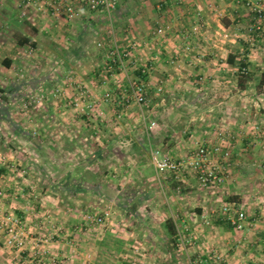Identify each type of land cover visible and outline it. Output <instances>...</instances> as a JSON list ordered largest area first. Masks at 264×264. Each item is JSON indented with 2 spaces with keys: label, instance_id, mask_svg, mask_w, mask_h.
<instances>
[{
  "label": "crops",
  "instance_id": "0c3cea01",
  "mask_svg": "<svg viewBox=\"0 0 264 264\" xmlns=\"http://www.w3.org/2000/svg\"><path fill=\"white\" fill-rule=\"evenodd\" d=\"M23 2L0 0V91L13 92L10 101H1L10 107V113L6 117L0 115V186L5 190L0 209L12 208V213L21 216L32 233L53 237L49 249L58 258L50 264L264 262V226L256 216L249 214L253 220L250 218L247 228L239 231L221 214L220 208L225 203L243 209L251 196L240 184L241 188L234 190L232 169L223 184L202 187L192 174L179 179L172 174H159L151 156L152 148H160L174 158L186 156L194 149L192 142L188 145L194 137L197 141L229 147L233 164L244 161L237 168L238 172L244 170L240 175L244 179L246 174L257 175L251 170L264 169V151L254 142L251 127L253 122L264 126V114L257 120V114L252 119L227 116L223 111L213 114L217 118L213 122L197 112L178 113L174 104L180 96H192L185 103L198 109L217 92L223 98L214 105L221 104V110L226 108L224 104L236 106L239 102L232 104L229 91L236 89L239 94L248 89L239 85L237 71L241 62L248 63L252 69L262 67L264 73V59L258 51L264 49V40L253 42L255 35L249 31L251 16L247 10L236 0H121L111 26L105 13L83 10L78 20L69 21L54 15L51 8L25 9ZM22 11L26 16L21 21ZM219 11L224 12L222 17ZM200 21L204 22L201 31L192 34V26ZM166 22L172 25V31L154 38L156 28ZM74 25L80 31L74 30ZM226 32L232 35L230 39L225 37ZM28 39V43H21ZM99 43L104 46L100 47ZM114 43L130 53L131 70L127 74H115L104 84L102 74ZM187 45L191 46L190 51L185 50ZM38 54L46 59L94 61L96 65L91 72L77 76L104 106L106 116L94 122V130L88 128L86 119L47 114L44 117L51 130L45 142H41L43 138L34 136L26 126L35 122L33 118L23 120L14 114L12 107L20 103L14 96L24 89L36 91L44 87L36 89L35 78H24L25 70L30 71L24 65L32 67L33 57ZM136 60L150 67L148 101L157 96L158 108L151 109L160 113L156 118H151L149 108L147 112L151 114H146L145 108L127 103L122 97V90H130V78H144L142 71L136 69ZM225 74L230 76L229 80ZM118 78L120 84L116 82ZM47 82L44 78L39 83ZM107 89L112 90L115 100H102ZM166 93L167 98H163ZM181 104L184 105L183 101ZM117 106L123 107V116L116 115ZM135 108H140L142 114L133 112ZM79 122L86 127L85 131L72 129ZM153 122L156 124L152 127ZM183 123L192 124L186 132L191 134L189 137L180 129ZM221 127L232 131L224 140L217 136ZM71 141L76 145L72 146ZM86 153L90 154L87 160L81 156ZM117 153L122 156L116 157ZM258 159L263 162L258 168L248 164ZM18 188L22 189L17 191ZM110 190L114 197L107 196ZM228 197L233 201H228ZM260 210L264 211V207ZM260 210H257L259 220L264 219ZM88 212L108 213V223L86 226L84 217ZM45 214H55L56 219L63 221L66 225L63 236L54 237L56 224L47 225ZM205 218L211 220L210 225L202 226ZM169 219L177 223V240L166 226ZM34 251L30 247L11 257L0 246V264H30Z\"/></svg>",
  "mask_w": 264,
  "mask_h": 264
},
{
  "label": "built area",
  "instance_id": "2783aa9c",
  "mask_svg": "<svg viewBox=\"0 0 264 264\" xmlns=\"http://www.w3.org/2000/svg\"><path fill=\"white\" fill-rule=\"evenodd\" d=\"M120 1L121 0H24L23 4L25 9L37 6L45 9L51 8L54 15L59 18L64 16L69 21L78 20L83 10H87L92 14L105 13L110 25L113 26L115 11ZM236 2L240 7L246 9L251 16L249 31L251 34L255 35V38H252L253 42L259 38L264 40V0H236ZM218 15L222 17L224 12L219 11ZM25 16L26 12L22 11L19 14V19L22 21ZM203 23V21H200L194 24L191 30L192 34L199 33ZM171 31L172 25L167 22L163 23L154 31V38L166 36ZM225 37L230 39L232 35L226 32ZM99 46L103 47L104 44L99 43ZM185 50L190 51L191 46L187 45ZM129 57L130 53L123 52L117 44L111 46L107 55L106 71L104 75L102 74V82L104 84L109 83L111 77L118 74V71L127 74L129 69ZM135 63L136 69L142 71L144 78H130V90L124 89L121 91V94L127 103L134 102L139 107L144 108L148 102L151 87L148 80L150 67L139 64L137 60ZM247 71V67H239L237 72L238 75H242ZM67 82L69 87L77 85L78 83L75 82L72 75L67 78ZM116 82L120 84L121 80L118 78ZM77 89L78 92L76 95L69 99H65L64 107L74 109L83 116H88L90 118L95 117L97 120L102 119L104 115L103 111L97 110L101 100L91 94L86 88V85L82 84V82H79ZM62 91V88H57L52 90L51 93L54 97L58 98L61 96ZM159 91H162L161 87ZM47 95L48 94L43 88L40 89V92L28 95V101H30V103L40 104L47 98ZM102 100L105 102L115 100L112 90L107 89L103 94ZM25 106H28V102H26ZM155 124L156 123L153 122L152 127ZM251 127L254 133V142H258L264 151V126L260 123L253 122ZM231 132L232 131L227 127H221L217 129V136L224 140L230 136ZM151 156L153 165L159 174H172L178 179L186 174H192L203 187L223 184L227 180L233 165V152L229 147L219 143L212 144L208 141H197L193 151L180 158L167 155L160 148H152ZM235 164L239 166L243 165L241 162H236ZM255 165L256 164H254V166ZM0 195H3L1 190ZM220 209L221 214L230 220L231 225L236 230L242 231L249 225V213L239 208L236 204L225 203ZM84 220L86 226H105L108 223L109 215L108 213L88 212ZM204 222L207 225L211 224V220L208 218H205ZM0 231L4 234L5 245L8 248L15 249L22 253L30 247L35 248L31 257L33 260L32 262L30 261V264H50L57 261L58 257L52 255L49 249V242L53 237H49L42 233H32L27 228L26 222L21 216L14 213L0 214ZM61 233H63V227L59 226V228H56V235H61ZM260 264H264V262Z\"/></svg>",
  "mask_w": 264,
  "mask_h": 264
},
{
  "label": "rangeland",
  "instance_id": "374dc122",
  "mask_svg": "<svg viewBox=\"0 0 264 264\" xmlns=\"http://www.w3.org/2000/svg\"><path fill=\"white\" fill-rule=\"evenodd\" d=\"M73 28L77 32H78V30L80 31V29H81L77 25H74ZM114 45H115V43H114ZM93 46H94L93 44H90V48H93ZM258 51L261 52V55L263 56V59H264V49H259ZM33 60L34 61L32 64H34V65L32 67H31V65H28V64L24 65V66H26V68H28L30 70V71H28V70L26 71L25 70L26 68L24 69L26 74H27L26 76H24V78L25 79L35 78V80H36L35 84H37L36 89H39V87L44 86L43 88L45 89V92L48 94L47 98L44 101H42L40 104L30 103V101H28V95L33 94L35 92L36 93L40 92L41 88L39 90H36V91L31 90V89L30 90L24 89V91H22L23 97L18 98V101H20V103L17 102L12 107L14 114L19 116V118H23V120H24V117H26V118L32 117L33 118V120L35 122H32L31 126H29V124H27L26 126H27L28 130H30L31 132H33L35 134L34 136L43 138L41 140V142H45L44 140L46 139L45 137L47 136V132L49 130H51L50 127L48 128L49 124L46 122L45 117H44L47 114H49V115L53 114L55 116H57L58 114H62V115L72 116V117L79 119V120L86 119L87 120L86 122L90 125L88 126V124L85 123V126L87 125L88 128H91V131L94 130L93 126H96V123H94V122L97 121V118H95V117L90 118L88 116H83L80 112H78L74 109L64 107L65 99H69L70 97L76 95L78 92L77 85H73L72 87L71 86L67 87V85H68L67 78L72 75L75 82L79 83L81 81V79L77 78L78 73H81V72L89 73V72H91L92 67L94 65H96V64H93L94 61L89 60V59H86V60H79V59H77V60H70V59L65 60L63 58L46 59L44 56H41L39 54L34 55ZM130 70L131 69L129 67L128 72H130ZM250 70H251L250 72H252V74L257 75V76H260L262 74V72H261L262 67H256L253 69L251 68ZM119 72L120 71H118V73ZM225 75L228 76V79H226V80H229L230 76L228 74H225ZM241 76L238 75L239 80H240ZM44 78H47L48 82L45 85H42V84L40 85L39 82L41 80H43ZM57 80H59V81L57 82ZM218 84H220V83H218ZM228 84L232 85L233 83H228ZM57 88H62V90H63L61 93V96H59L58 98L54 97V95H52V93H51L52 90H55ZM86 88L88 89V86H86ZM247 88L248 89L245 91V93L240 92L239 94H238L236 89L233 91H229V93L232 97L230 99L232 104H234V103L237 104L236 103L237 100L239 103L236 106L231 105V104L227 106L224 104V106H226V108H224L223 110H221V104H219L218 106L214 105L216 100L223 98V97H220L219 94H215L217 92H214L213 96L210 97L209 101L206 100L205 105L202 104V106H200L198 109H196L194 107H189L188 104L185 103V100L188 98H190L192 100L193 99L192 96H190V97L189 96L185 97L184 95L180 96V98L178 97V100L177 99L174 100V101H176V103H174V104L177 106L176 109H178V113H184V114L189 115V114H194L195 112H197V113H199L200 116H203V117H206L207 119L213 120V122L217 120V118H215L214 115L218 114L219 112H220V114H223V111L226 112L225 114L227 116L228 115L230 116L231 114L235 115L236 117L239 116L242 118H245L244 116H251L252 119H254V116L257 114L256 115V116H258L257 120H259L258 119V118H260L259 115L264 114V89L256 88L254 83H252V82L249 83V87H247ZM161 92L162 91H160V93ZM157 93H159V92H157ZM91 94H92V92H91ZM153 94H156V91H153ZM160 96H162V95H160ZM171 97L173 99L174 96L172 95ZM163 98H167V93H166V95L163 96ZM102 99H103V97H102ZM156 100H157V96L154 97L152 100L147 102V104L144 107L146 112L148 111V108L151 110L152 107L155 106V104L157 103ZM182 101H183L184 105L181 104ZM26 102H28V106H25ZM155 108L157 110L158 107L155 106ZM189 109H193V111H190ZM97 110L104 111V106L98 105ZM156 110L155 111L151 110L152 114H151V112H147L146 114H151V118H156V115L160 116V113H157ZM167 110H168V108H166V111ZM132 111L137 112L140 115L142 114V111L140 108H135ZM132 111H129V112L127 111V112L132 113ZM256 112H258V113H256ZM115 113L118 116H123L125 114V111H124L123 107L117 106L115 109ZM115 113H113V114H115ZM105 116H106V113L103 115V117H105ZM35 118H37V120ZM88 119H90L92 121H90ZM262 119L264 120V116L262 117ZM162 124H164V123H162ZM74 125H72L74 127V128L72 127V129L74 131L75 130H77V132L82 131V130L85 131V129H86V127H84L83 123L79 122V123H76ZM164 125H166V123ZM191 125L192 124H190V123L180 124V126H181L180 129L183 132V134L186 135V137H189L191 135V134L190 135L186 134V132H189L191 130ZM209 126H211V125H209ZM214 127H215V125H214ZM69 129L71 130V128L68 127L67 130L69 131ZM90 141L93 142L92 145H95V143L92 139ZM196 141L197 140L193 137L192 140L188 142V145L193 143L192 147L194 148L196 145ZM74 142L75 141H73V142L71 141L72 146L76 145V143H74ZM79 142H80V140H79ZM79 142H78V145L81 144V142L80 143ZM44 145H45V143H44ZM95 148H97V146H95ZM89 155H90L89 153L88 154L86 153L85 155L83 154L81 156H83L85 158V160H87V157ZM115 156L119 157L122 155H121V153L120 154L117 153V154H115ZM244 157H246V156H244ZM42 158H44V156ZM241 158H243V157H241ZM235 162H240V160H237ZM243 162L244 161H241L242 164H243ZM245 162H247V161H245ZM252 163L256 164L254 167L252 166L253 168H258L259 164L263 163V162L260 161V159H258V161L253 160V161H250L248 164H252ZM238 167H240V166L237 164H233L231 167V169H232L231 177L235 178L233 180H235L234 184H236V187L234 188V190H238L241 187L247 188V192H249V194L251 196H249V201L248 200L246 201V207L243 209L246 210L251 216L252 215L254 217L256 216L255 218L258 219V222L260 223V225L264 226V219L259 220L260 216H257L259 214V211H257V210H260V208L264 207V169L259 170V171H254V169H253L250 172L253 174L257 172V175L254 174L253 176H250V175L246 174L247 178L244 179L240 176L241 174L244 173V170L238 172L237 171ZM259 178H262V181ZM233 180H232V182H233ZM251 180H253V181L251 184H249V182ZM254 180H258V181L255 182ZM254 182H255V184H254ZM239 184L241 185V187H239ZM252 184H254V186ZM24 188H26V187H24ZM21 189L22 188H18L17 191H19ZM113 189H115V188H113ZM0 190L3 192V195H0V199H1V198H3L4 193H5V190L3 189L2 185L0 186ZM200 191H203V190H200ZM23 192H24V190L21 191V193H23ZM13 193H14V190H13ZM107 196H113V192H111V190L108 191ZM33 205H34V203H33ZM217 205H218L217 208L219 210L220 204L218 203ZM12 212H13L12 208H10L8 210L0 209V214H10ZM262 212H264V211H261V213ZM105 213L106 212H103V214H105ZM40 216L41 215L38 214L37 217L39 219H41L42 217H40ZM43 217L46 218V224L47 225L48 224H50V225L56 224V228H59V226H62L63 232L66 233V225L63 223V221L61 222L58 219H56L55 214H52V215L51 214H45ZM250 218H252V217H250ZM252 220H253V218H252ZM202 224H201L202 226H207V224L204 221L202 222ZM54 233H56V231H54ZM64 233H61L62 236L64 235ZM42 234H45V233H42ZM55 236H57V235H55ZM195 240L196 239H194V241ZM0 246L2 247V249H5V251L8 254H10L11 257L14 255V253L15 254L20 253L19 251L15 250V249L8 248L5 245V237L1 231H0ZM10 251H12V252H10Z\"/></svg>",
  "mask_w": 264,
  "mask_h": 264
},
{
  "label": "trees",
  "instance_id": "16d2710c",
  "mask_svg": "<svg viewBox=\"0 0 264 264\" xmlns=\"http://www.w3.org/2000/svg\"><path fill=\"white\" fill-rule=\"evenodd\" d=\"M28 41H30V40L29 39L28 40H24L21 43L22 44H26V43H28ZM239 67L240 68H242V67H247L248 68V71L245 74H242V76L240 75L241 78H240L239 85L241 87L247 88L249 86V83L252 82V83H254L256 88L264 89V73H262L260 76L252 74V72H250L251 70L249 68L248 63H246V62H241ZM0 93H1L0 94V115H4L6 117L10 113V107H5V105L2 104L1 101L5 102V103L10 101L13 98V92H6L5 90H1ZM14 97L16 99L17 98H22L23 94L20 93L19 96H14ZM227 200L228 201H233V198L232 197H228ZM166 226H167L171 236H174L176 238L175 240H177V238L179 237L178 236L177 223L173 219H169L166 222Z\"/></svg>",
  "mask_w": 264,
  "mask_h": 264
}]
</instances>
